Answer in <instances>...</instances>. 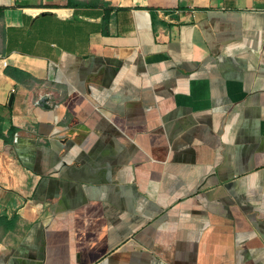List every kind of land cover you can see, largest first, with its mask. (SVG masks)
Returning <instances> with one entry per match:
<instances>
[{
    "label": "crops",
    "instance_id": "crops-1",
    "mask_svg": "<svg viewBox=\"0 0 264 264\" xmlns=\"http://www.w3.org/2000/svg\"><path fill=\"white\" fill-rule=\"evenodd\" d=\"M0 128V264H264V0H0Z\"/></svg>",
    "mask_w": 264,
    "mask_h": 264
},
{
    "label": "trees",
    "instance_id": "trees-1",
    "mask_svg": "<svg viewBox=\"0 0 264 264\" xmlns=\"http://www.w3.org/2000/svg\"><path fill=\"white\" fill-rule=\"evenodd\" d=\"M106 21V20H105ZM16 131V128L12 127L11 129V134H13ZM0 137H2L5 141H8V139L6 137H4V135H2L1 133V128H0Z\"/></svg>",
    "mask_w": 264,
    "mask_h": 264
},
{
    "label": "water",
    "instance_id": "water-1",
    "mask_svg": "<svg viewBox=\"0 0 264 264\" xmlns=\"http://www.w3.org/2000/svg\"><path fill=\"white\" fill-rule=\"evenodd\" d=\"M11 101H12V97L10 98V103H11Z\"/></svg>",
    "mask_w": 264,
    "mask_h": 264
}]
</instances>
